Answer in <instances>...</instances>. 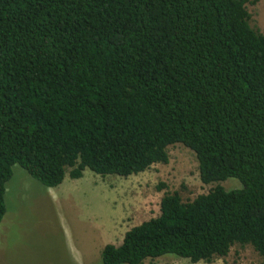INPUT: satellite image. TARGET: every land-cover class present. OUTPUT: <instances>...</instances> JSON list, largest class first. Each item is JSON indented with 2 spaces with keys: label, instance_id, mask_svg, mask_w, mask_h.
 <instances>
[{
  "label": "trees",
  "instance_id": "trees-1",
  "mask_svg": "<svg viewBox=\"0 0 264 264\" xmlns=\"http://www.w3.org/2000/svg\"><path fill=\"white\" fill-rule=\"evenodd\" d=\"M259 1L0 0V223L16 165L53 189L68 169L139 175L181 144L217 186L188 203L166 194L100 263H212L235 246L264 260Z\"/></svg>",
  "mask_w": 264,
  "mask_h": 264
},
{
  "label": "rangeland",
  "instance_id": "rangeland-1",
  "mask_svg": "<svg viewBox=\"0 0 264 264\" xmlns=\"http://www.w3.org/2000/svg\"><path fill=\"white\" fill-rule=\"evenodd\" d=\"M248 11L251 27L264 34V0ZM168 153V164L129 178L102 177L87 170L82 179L72 180L68 169L63 184L53 189L14 166L7 184V213L0 223V264H102L104 247L122 244L132 228L157 218L166 194L177 192L188 203L217 186L202 183L192 150L177 144ZM220 185L227 191L242 188L236 179ZM144 264L193 263L167 256ZM198 264H264V260L251 246H235L227 257Z\"/></svg>",
  "mask_w": 264,
  "mask_h": 264
}]
</instances>
